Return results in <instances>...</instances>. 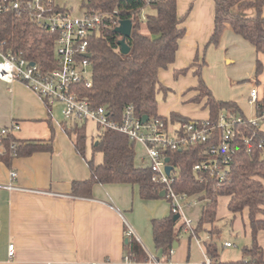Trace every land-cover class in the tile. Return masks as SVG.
<instances>
[{
	"label": "trees",
	"instance_id": "1",
	"mask_svg": "<svg viewBox=\"0 0 264 264\" xmlns=\"http://www.w3.org/2000/svg\"><path fill=\"white\" fill-rule=\"evenodd\" d=\"M214 30L207 44L218 46L227 26L233 32L250 43L259 54L264 55V0H214ZM184 17L178 15V0H89L82 9L88 14L104 15V24L90 37L92 62V87H80V97L88 100L92 106H105L114 118L120 117L127 105L135 108L137 117L149 120L162 119L167 125H176L194 120L178 113L168 117L158 113V97L167 95L172 89L160 80V72L169 69L175 63L181 41L186 35L183 24L192 10ZM64 9L71 13L66 6ZM63 9V10H64ZM254 9L253 17H245L235 12ZM145 12V13H144ZM130 20L133 23L132 34L126 39L130 48L128 54L121 51L122 36L116 32L117 23ZM145 23L149 35L142 33ZM56 37L34 25L26 13L13 11L0 19V48L6 52L23 53L28 59L50 68L55 61L54 44ZM198 58L188 68L176 71V77L192 70L198 78V85L191 89L197 94L189 102L201 104L209 109V120L217 121L221 113L248 117L234 102L218 101L202 77L205 61L198 63ZM264 72L260 60L256 64V76ZM264 106V98L260 103ZM67 133L73 138L77 150L84 155L86 149V123L75 124L72 130L65 125ZM99 130V129H98ZM15 141L13 136L2 137L0 146L3 153L0 161L10 166L16 156H29L37 151H51L52 144L29 142L11 150ZM258 141V140H257ZM256 143V142H255ZM252 143V151L239 140L235 153L227 169V178L219 183L213 177H206L200 182L201 172H195L194 166L211 158L206 145L184 148L182 151H167L166 157L175 167L177 193L189 197L201 196L207 202L201 219L193 229V234L209 236L203 244L211 264H264V250L259 245L258 234L264 231V150ZM94 153L103 154V162L96 165L90 160V178L75 181L72 192L75 195L90 196L95 184H131L137 185L143 199H159L165 187L154 183L151 169L136 165L135 144L124 134L99 130L97 145L93 143ZM220 197L230 198L228 209L233 214L249 210L251 244L243 250V257L236 261L221 260V248L214 237H220L217 226V210ZM166 198V196L164 197ZM261 216V217H259ZM169 217L153 220L154 242L164 255L171 256L179 234L184 232L182 223L179 232L175 229L180 219ZM210 224V230L205 225ZM130 239V240H129ZM126 242L129 259L135 262L149 261V256L136 239L130 237Z\"/></svg>",
	"mask_w": 264,
	"mask_h": 264
},
{
	"label": "crops",
	"instance_id": "2",
	"mask_svg": "<svg viewBox=\"0 0 264 264\" xmlns=\"http://www.w3.org/2000/svg\"><path fill=\"white\" fill-rule=\"evenodd\" d=\"M190 3L191 0H178L179 17L185 16L190 6H193L183 25L186 35L181 41L176 61L169 67L173 70V76L176 71L191 66L196 58L201 63L202 52H205V58L213 47L206 46L214 30V0H195ZM235 12L245 17L255 15L254 9H235ZM222 42L232 43V46L236 43L238 47L242 45L247 49L249 47L245 44L250 45L254 57L247 95L257 85L261 97H264V72L256 76L257 60L264 65V55L257 53L250 43L237 36L230 26L226 27L220 44ZM206 65L205 58L203 71ZM169 69L160 72V80L166 86H171L165 75ZM197 85L191 70L184 76L180 75L174 84L179 91V102L162 106L159 104V115L168 117L174 112L192 120L208 119L209 109L204 107L206 99L201 104L189 102L197 94L191 90ZM185 100L188 104H185ZM230 102L239 106L237 100ZM53 105H48L21 81L7 83L0 80V129L19 125L20 129L11 135L19 145L29 142L52 144L51 151L16 156L10 166L0 161V264H207L209 256L203 241L209 240V236L180 233L177 248L174 247L171 256L167 258L163 250L156 247L152 222L171 215V205L167 198L143 199L139 187L131 184H95L90 196L73 194L72 185L75 181L90 178V160L93 159L99 165L103 162V154L93 151L95 135L90 137V148L87 137L85 153L81 154L65 125L72 130L75 124L84 123H68L66 119L59 122L53 115ZM249 105L252 111L244 114L252 118L256 111L250 102ZM200 109L206 111L205 117H198ZM89 123L96 126L93 122L86 123V126ZM98 134L99 130L97 140ZM139 146L142 153H138L135 146L136 160L140 163L138 165L135 161L136 165L148 168L145 149ZM3 151L0 147V154ZM12 171H16L17 177L11 181ZM9 184L21 190H10L7 188ZM190 199H196L197 203L185 207V215L193 221L195 228L207 200L200 195ZM229 200L228 197H220L218 209L220 205L228 209ZM226 216L234 217L233 231L241 232L244 239H250L249 242L245 240L250 245L252 233L249 210L245 209L233 216L228 209ZM222 217L217 210L218 222ZM180 220L176 233L183 223ZM204 227L206 230L212 228L210 224ZM130 237L141 244L149 261L135 262L129 259L126 242ZM258 242L264 250V231L258 234ZM228 243L232 246L227 247ZM10 245L15 246L12 258L9 256ZM234 246L235 243L229 240L223 243L225 249L232 250ZM240 259H223L221 256L223 261Z\"/></svg>",
	"mask_w": 264,
	"mask_h": 264
},
{
	"label": "built area",
	"instance_id": "3",
	"mask_svg": "<svg viewBox=\"0 0 264 264\" xmlns=\"http://www.w3.org/2000/svg\"><path fill=\"white\" fill-rule=\"evenodd\" d=\"M64 6L57 5L55 0H0V19L13 11L26 13L34 25L56 37L55 61L47 69L28 59L22 52L11 53L0 48V80L7 83L21 81L48 105L62 104V114L68 122H93L99 130L122 133L134 144L142 145L153 182L165 187L171 213L183 220L184 232L193 234L194 224L185 215V207L195 205L197 200L176 192L175 167L166 162L168 158L165 152L206 145V152L211 158L195 165L193 170L203 174L199 178L200 182H205L206 177L224 182L239 140L247 146L249 153L255 142L259 149L264 150V106L260 104L264 97H261L258 86L255 85L249 95L256 115L247 120L240 115L221 113L217 121L208 118L182 122L170 129V125L159 118L144 122L137 117L132 105H127L120 117L114 118L105 106L94 107L88 100L82 99L79 93L81 86L92 87L90 37L104 24L105 17L86 11L82 16H72ZM119 25L117 23V27ZM19 129L17 124L1 128L0 139L11 136ZM18 146L19 143L13 141L10 149L14 150ZM168 165L173 167L170 174L166 172ZM10 177L11 181L14 180L16 171H12ZM7 188L21 190L12 184L7 185ZM226 246L231 247L232 244ZM14 255L15 246L10 245L9 256L12 258ZM207 264H211L210 259H207Z\"/></svg>",
	"mask_w": 264,
	"mask_h": 264
},
{
	"label": "rangeland",
	"instance_id": "4",
	"mask_svg": "<svg viewBox=\"0 0 264 264\" xmlns=\"http://www.w3.org/2000/svg\"><path fill=\"white\" fill-rule=\"evenodd\" d=\"M88 1L89 0H55L57 5H65L69 10H71L72 16H82V13L84 12V9H82V5L83 3H86ZM193 1L195 0H191L190 4H192ZM186 21L187 17L184 24L186 23ZM141 31L143 34L149 35L145 23H143ZM245 45H247L249 48L247 49L246 46L243 47L242 45L238 47L236 43H233L232 46V43L225 44L224 42H222L220 46L211 47L210 52H207L208 55L206 54L205 57L207 65L202 72V77L210 86L213 95L217 100L224 102L237 100L243 112L245 114H248L250 113V111H252V109L248 101L249 96L247 95V85L250 80H252L250 77L252 73L251 71L253 70L251 61L254 56L253 50L250 48V45ZM204 54L205 52H202L201 63L205 61ZM198 63L201 64L199 61ZM175 74L177 73L175 72L173 76L172 69L166 71V80H168V82L171 84V86H168H170L172 91L167 95H159L158 101L160 106L179 102V91L176 90L174 84L178 82V78L180 77V75L176 77ZM192 74L194 75L193 71ZM195 79L198 83V78L196 76ZM184 102L185 104H188L187 100H185ZM185 108L188 107L185 106ZM62 109V104L55 103L53 105V115L59 122L65 120L62 114ZM199 112L200 114L198 115V117L202 118L206 116L205 110L200 109ZM173 128H176V125L170 124V129ZM97 133L98 128L95 125L91 123L87 124L86 135L88 137V148H90L89 140L91 139L90 137L92 135H95L94 142L97 143ZM135 146L137 148V152L141 154L142 149L140 148V146L138 144H135ZM136 161L138 163V160ZM138 165H140V163H138ZM218 211L220 213V216H223L221 218L222 220L220 222H217V226L221 230V235L219 238L214 237L213 240L218 242V245L221 248V256L223 259H240L243 257V250L246 245H249L248 242L250 241V239H244L240 234L241 232L239 233L233 231L232 223L234 221V217L226 216L228 209L225 205L224 207L220 205ZM227 240L235 243V246L232 250L225 249L223 247V243ZM245 240H247L248 242Z\"/></svg>",
	"mask_w": 264,
	"mask_h": 264
},
{
	"label": "water",
	"instance_id": "5",
	"mask_svg": "<svg viewBox=\"0 0 264 264\" xmlns=\"http://www.w3.org/2000/svg\"><path fill=\"white\" fill-rule=\"evenodd\" d=\"M132 30H133V23L130 20L121 21L119 27L116 28V32L119 33L123 37L122 40L120 41L121 51L123 54H128L130 52V48L126 44V39L131 36ZM148 120H149L148 117L143 118L144 122H147ZM96 145H97V143H96ZM166 162L169 164L170 159L169 158L166 159ZM172 170H173L172 166L168 165L166 167L167 174H170ZM165 195H166V192L162 191L160 194V197L164 198ZM174 220L175 221L179 220V216L176 215L174 217ZM174 247L177 248V243H175Z\"/></svg>",
	"mask_w": 264,
	"mask_h": 264
}]
</instances>
